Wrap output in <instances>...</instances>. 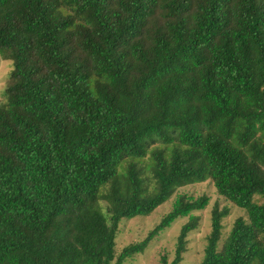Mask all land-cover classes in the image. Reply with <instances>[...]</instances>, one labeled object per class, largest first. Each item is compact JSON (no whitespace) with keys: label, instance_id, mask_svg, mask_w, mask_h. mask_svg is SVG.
Returning a JSON list of instances; mask_svg holds the SVG:
<instances>
[{"label":"trees","instance_id":"trees-1","mask_svg":"<svg viewBox=\"0 0 264 264\" xmlns=\"http://www.w3.org/2000/svg\"><path fill=\"white\" fill-rule=\"evenodd\" d=\"M0 50V264H122L187 217L180 264L207 181L247 219L219 248L215 206L198 264H264V0H0Z\"/></svg>","mask_w":264,"mask_h":264},{"label":"rangeland","instance_id":"rangeland-1","mask_svg":"<svg viewBox=\"0 0 264 264\" xmlns=\"http://www.w3.org/2000/svg\"><path fill=\"white\" fill-rule=\"evenodd\" d=\"M163 2H160L161 8ZM2 52L0 50V104L4 102L3 90L7 85L8 75L12 70V62L4 59ZM177 192L185 193L194 198L206 196L209 199V203L204 210L193 213L197 218V227L186 239V251L180 264H198L202 261L207 238L211 231V212L215 206L221 211L224 209L228 210V215L221 221L222 231L219 248L228 236L234 221L237 218L247 219L246 211L220 197L210 181L189 185L178 189ZM173 199L174 196L155 208L147 216L141 215L130 219H121L114 240L115 256L117 257L123 248L137 244L145 239L149 231L170 211ZM253 201L258 204H264V198L259 196H255ZM187 221V217L178 218L169 228L150 241L143 252L124 260L122 264H160V259L163 255L167 257L170 263L174 258L180 229Z\"/></svg>","mask_w":264,"mask_h":264}]
</instances>
